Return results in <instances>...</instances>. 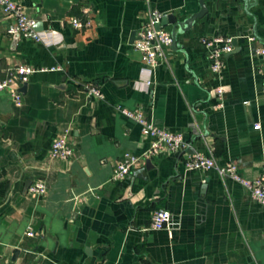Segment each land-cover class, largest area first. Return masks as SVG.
Returning <instances> with one entry per match:
<instances>
[{"label": "crops", "instance_id": "crops-1", "mask_svg": "<svg viewBox=\"0 0 264 264\" xmlns=\"http://www.w3.org/2000/svg\"><path fill=\"white\" fill-rule=\"evenodd\" d=\"M12 1L37 31L57 32L63 42L47 48L9 37L12 18L0 8V81L20 65L39 70L22 92V106L0 93V264H264V208L215 170L183 166L190 155H213L220 166L236 163L244 179L261 174L264 57L254 50L264 44L246 36L256 30L264 39V0H249V10L244 0H205L207 17L178 36L150 87L131 35L152 11L182 21L200 11L199 0ZM86 6L92 27L72 29L70 19ZM204 36L238 42L221 79L209 69ZM88 84L105 99L90 97ZM220 86L222 110L215 109ZM117 106L142 108L155 126L182 133L188 148L151 159L147 170L150 140ZM66 132L73 156L52 158V142ZM125 154L143 161L113 182ZM38 181L46 185L43 196L30 192ZM158 209L170 211L171 221L152 230ZM90 231L97 243L89 257Z\"/></svg>", "mask_w": 264, "mask_h": 264}, {"label": "built area", "instance_id": "built-area-1", "mask_svg": "<svg viewBox=\"0 0 264 264\" xmlns=\"http://www.w3.org/2000/svg\"><path fill=\"white\" fill-rule=\"evenodd\" d=\"M0 8L5 14L12 18V23L8 27L6 33L9 37L23 38L47 48L59 46L63 42V38L54 31H37L35 29V21L28 18L20 4L12 0H0ZM91 9L89 6L83 8L82 16L70 19L69 25L74 30H84L92 27L90 18ZM165 16L159 11H152L148 21L137 32V39L133 46L142 54V62L144 71L148 78L145 82L147 87L152 86V74L160 67L166 59L173 53V37L172 31L166 26H158L161 24ZM250 44L257 42L256 38L251 34L246 36ZM233 37L230 36H204L200 38V43L207 52L210 71L218 78H222L225 70V58L235 50ZM255 57H264V47H256L254 50ZM39 70L28 66L20 65L8 72L7 77L0 81V93H8L14 104L22 106L24 94L21 87L27 84L30 77ZM46 72L47 70H41ZM90 97H96L104 100L105 96L102 91L92 84L85 86ZM217 104L215 109L222 110L225 107L226 89L220 86L215 90ZM260 95L264 98V82L260 91ZM247 104V103H246ZM117 111L126 119L137 123L141 127L142 134L149 138L150 147L145 154V158L154 159L164 155H178L186 151L189 144L182 133H174L163 128L155 126L146 116L142 108L128 109L123 106H117ZM260 122L254 125V130H261ZM69 134H65L56 138L51 145L50 155L52 158L60 160H68L73 156V147L69 141ZM142 158L131 154H125L115 164L111 181L122 182L130 176L131 172L142 162ZM184 169L187 172L192 171H210L215 170L220 178L232 180L239 183L245 191L264 208V167L261 174L254 180L244 179L240 173L238 165L230 162L220 166L213 155L194 154L190 155L184 161ZM30 192L34 195L43 196L46 194V185L43 181L36 182ZM171 221V212L166 209L156 210L151 218L150 229L162 230L168 228ZM147 230V229H146ZM27 236L34 238L36 233L33 229L27 232Z\"/></svg>", "mask_w": 264, "mask_h": 264}, {"label": "water", "instance_id": "water-1", "mask_svg": "<svg viewBox=\"0 0 264 264\" xmlns=\"http://www.w3.org/2000/svg\"><path fill=\"white\" fill-rule=\"evenodd\" d=\"M244 2L246 3L247 9H250V1L249 0H244ZM199 5H200V11L192 14L189 18H186L185 20H178V18L175 15H168L166 17L163 18L161 24L158 26V28L160 26H171L172 27V37H173V48L176 49L177 45H178V36L180 35H184L186 33H188L189 31H191V29L193 28V26L196 24L197 21H204V19L207 17L208 15V8L206 6L205 0H199ZM256 40L262 44H264V39L260 38L258 36L257 31H253L252 34ZM14 39H19L18 36H16ZM137 39V33H133L131 35V42H134ZM233 44L235 46V50L229 54H235L236 52L240 51V48L238 47V42L236 39L233 40ZM27 88V84H24L23 87L21 88V92H25ZM146 168L147 170H152L153 168V164H152V160L148 159L146 161ZM94 231H90L89 233H86V237H85V243H86V248H85V252L87 254V256H92V247L94 246V243H97V240H94ZM91 244V245H90ZM90 245V246H89Z\"/></svg>", "mask_w": 264, "mask_h": 264}]
</instances>
